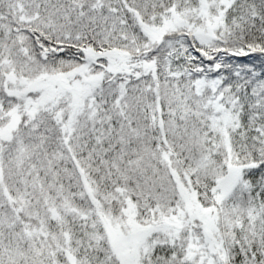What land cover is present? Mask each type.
<instances>
[{
	"label": "snow or ice",
	"instance_id": "snow-or-ice-1",
	"mask_svg": "<svg viewBox=\"0 0 264 264\" xmlns=\"http://www.w3.org/2000/svg\"><path fill=\"white\" fill-rule=\"evenodd\" d=\"M0 264H264V0H0Z\"/></svg>",
	"mask_w": 264,
	"mask_h": 264
}]
</instances>
